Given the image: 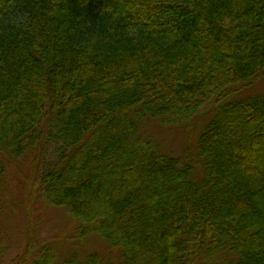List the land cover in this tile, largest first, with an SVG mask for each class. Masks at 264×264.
Masks as SVG:
<instances>
[{
    "label": "trees",
    "instance_id": "1",
    "mask_svg": "<svg viewBox=\"0 0 264 264\" xmlns=\"http://www.w3.org/2000/svg\"><path fill=\"white\" fill-rule=\"evenodd\" d=\"M263 74L264 0H0V199L25 159L119 264H264V93L231 98ZM201 113L195 155L146 133Z\"/></svg>",
    "mask_w": 264,
    "mask_h": 264
},
{
    "label": "rangeland",
    "instance_id": "2",
    "mask_svg": "<svg viewBox=\"0 0 264 264\" xmlns=\"http://www.w3.org/2000/svg\"><path fill=\"white\" fill-rule=\"evenodd\" d=\"M264 93V74L250 87L240 90L233 99L241 100ZM207 115L199 114L191 126L180 130L158 128L153 125L146 133L154 138L166 153L182 158L196 154V144ZM199 162L195 160V163ZM32 164H13L7 169L5 188L0 199V264H29L37 251L52 249L57 256L65 257L74 251L99 252L105 260L119 264L118 254L90 237L77 239V228L68 214L60 209L47 208L34 194L37 187ZM12 200L15 208H10Z\"/></svg>",
    "mask_w": 264,
    "mask_h": 264
}]
</instances>
